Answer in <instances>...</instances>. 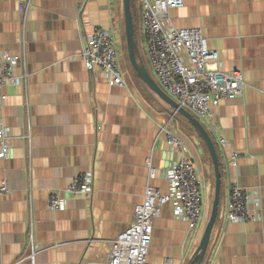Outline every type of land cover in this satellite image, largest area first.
<instances>
[{"label": "crops", "instance_id": "crops-1", "mask_svg": "<svg viewBox=\"0 0 264 264\" xmlns=\"http://www.w3.org/2000/svg\"><path fill=\"white\" fill-rule=\"evenodd\" d=\"M24 1L0 0V50L20 55L16 73L27 74L24 85L0 87V120L11 130L10 154L0 159V184L9 187L0 196V264H16L20 258L25 259L18 264H31L27 256L32 250L34 264L105 261L109 241L129 226L146 186L168 190L165 169L177 155L160 127L171 116V127L179 129L201 177L204 210L199 224L189 229L174 216L171 204H164L152 222L147 260L188 264L210 215L212 160L187 118L178 117L138 77L127 55L123 0H31L23 21ZM168 17L179 28L200 27L223 70H239L250 85L200 122L219 158V212L236 178L242 188L258 190L260 218L237 223L218 215L201 264H264V0H184L170 8ZM94 24L119 36V64L128 72L124 86L109 85L102 72L87 70L79 56ZM138 34L137 62L159 84L144 47L141 17ZM212 123L240 152L237 167L220 147ZM148 159L154 178L148 175ZM89 168L94 193L87 202L65 188ZM52 190L65 196L63 210H49Z\"/></svg>", "mask_w": 264, "mask_h": 264}, {"label": "built area", "instance_id": "built-area-1", "mask_svg": "<svg viewBox=\"0 0 264 264\" xmlns=\"http://www.w3.org/2000/svg\"><path fill=\"white\" fill-rule=\"evenodd\" d=\"M183 2L184 0H138L142 13V29L146 36L144 47L153 73L163 90L199 120L211 119L213 107L240 95L250 85L239 70H223L221 59L215 50L208 48L207 39L200 27L179 28L172 24L168 12L170 8L179 7ZM30 5L31 0L21 3L20 16L23 21L28 16ZM119 43V36L114 31L94 24L86 36L79 56L87 70L102 72L109 85L124 86V74L128 72L123 73L119 65ZM20 61V55L0 50V87L26 83V72L18 74L15 70ZM173 120L174 116H171L160 127L168 147L177 155L165 169L167 192L162 193L159 188L148 184L142 202L134 207L129 226L109 241V252L105 261L81 260L78 264H150L147 256L152 222L166 203L171 204L175 217L187 222L189 229H194L201 221L204 210L202 180L179 129L177 128V132L171 127ZM211 127L216 133L217 126L212 123ZM10 132V127L0 120V159L10 154ZM216 134L220 147L228 153L231 166L237 167L240 152L229 146L223 134ZM146 165L149 178H154L155 170L150 159L146 161ZM65 190L89 202L94 193L93 169L83 170L73 176ZM8 191L7 183L2 181L0 196ZM47 205L51 211L63 210L66 207V198L58 190H52L47 196ZM260 214L258 190H246L238 184L236 178H232L228 186L227 203L225 209L218 213L219 219L242 223L257 220ZM216 240L217 238L213 243ZM29 241L33 249L32 229ZM27 258L34 264L33 250ZM23 259L25 258H20L16 264ZM161 264L173 263L170 258H165Z\"/></svg>", "mask_w": 264, "mask_h": 264}, {"label": "water", "instance_id": "water-1", "mask_svg": "<svg viewBox=\"0 0 264 264\" xmlns=\"http://www.w3.org/2000/svg\"><path fill=\"white\" fill-rule=\"evenodd\" d=\"M124 4V30H125V40H126V47L129 60L133 65L138 77L145 83L151 90H153L156 94H158L167 104L173 107L178 113L183 115L187 120L191 123V125L196 129L198 135L202 138L204 143L206 144L214 170V194L213 200L211 203L210 215L204 232L201 236L197 253L194 258L188 264H201L204 255L207 251L210 236L212 233V229L214 227L215 221L217 219L219 213V202H220V186H221V171H220V163L218 154L215 148V144L213 143L209 133L207 132L206 128L197 119L193 116L186 108L179 105V103L174 100L171 96H169L160 86L159 84L153 79V77L148 73L147 70L141 68L136 59L135 53V41H134V24L132 19L131 13V6L130 0H123Z\"/></svg>", "mask_w": 264, "mask_h": 264}, {"label": "trees", "instance_id": "trees-1", "mask_svg": "<svg viewBox=\"0 0 264 264\" xmlns=\"http://www.w3.org/2000/svg\"><path fill=\"white\" fill-rule=\"evenodd\" d=\"M130 6H131V13H132V19H133V24H134V41H135V53L137 55L139 45L137 44L135 40V36L138 33V25H139V19L141 17V7L140 4L138 3V0H130ZM203 261V260H202Z\"/></svg>", "mask_w": 264, "mask_h": 264}, {"label": "rangeland", "instance_id": "rangeland-1", "mask_svg": "<svg viewBox=\"0 0 264 264\" xmlns=\"http://www.w3.org/2000/svg\"><path fill=\"white\" fill-rule=\"evenodd\" d=\"M135 40H136V42L139 41V34L138 33L135 36ZM127 55H128V53H127ZM119 65H120V68H122V63ZM177 115H178V117H182L179 113ZM200 121H202V120H200Z\"/></svg>", "mask_w": 264, "mask_h": 264}]
</instances>
